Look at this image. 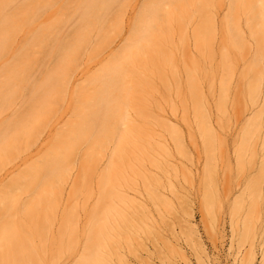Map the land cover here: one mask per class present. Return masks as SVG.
Returning a JSON list of instances; mask_svg holds the SVG:
<instances>
[{
    "label": "rangeland",
    "instance_id": "rangeland-1",
    "mask_svg": "<svg viewBox=\"0 0 264 264\" xmlns=\"http://www.w3.org/2000/svg\"><path fill=\"white\" fill-rule=\"evenodd\" d=\"M76 1L0 0V225L8 228L13 222L18 230L12 229L30 241L35 251L28 264H80L89 249L96 254L95 248L98 257L86 263L106 264L107 238L91 245L90 232L106 221L107 139L103 135L93 146L91 140L78 139L64 177L45 186L39 169L59 135L73 121L81 123V111L92 110L94 85L101 83L106 64L117 61L124 63L122 86L115 87L121 90L113 94L120 96L117 117L157 122L146 126L157 158L164 163L173 155L176 160L157 182L175 193L177 203L168 205L172 211L180 216L184 208L188 217V227L179 234L185 240L172 244L180 249L174 251L175 264H197L201 256V264L204 259L205 264H238L236 257L251 248L253 264H264V163L260 154L256 160L251 154L254 146L264 155V0H116L103 13L107 41L101 42L94 29L91 45L66 56L59 70L63 53L57 47L73 40L80 23ZM149 6L157 9L155 35L162 32L171 40L159 46V53L144 47L139 53L154 71L128 67L125 63L137 65V58L120 53L133 29L151 20ZM36 35L43 44L28 45ZM161 39L157 46L166 43ZM118 118L120 131L124 127ZM99 120L96 129L112 123ZM92 128L90 139L97 131ZM166 148L170 154L165 155ZM42 185L50 192L45 200ZM29 208H34L31 219L24 213ZM231 215L241 218L234 237H243L244 246L232 241ZM63 229L72 230L74 239L63 236ZM187 235L199 242L194 244L198 249L190 237L192 246L185 245ZM167 247L162 251L172 260L173 249ZM199 249L204 252L196 253L201 255L197 259Z\"/></svg>",
    "mask_w": 264,
    "mask_h": 264
},
{
    "label": "bare ground",
    "instance_id": "bare-ground-1",
    "mask_svg": "<svg viewBox=\"0 0 264 264\" xmlns=\"http://www.w3.org/2000/svg\"><path fill=\"white\" fill-rule=\"evenodd\" d=\"M115 1L116 0L76 1L77 8L80 9V23L75 29V35L73 37V40L70 42L68 41L64 42L62 40L57 47V53H63L61 62L58 65L59 70H63L65 68L63 60L66 56H70L73 53H78V51H81L83 48H87L88 46L91 45V39H90L91 38L90 36L92 35V34L90 35L91 31L93 33V31L96 30L97 32H99V34H101L100 35V37L102 38L101 42L107 41V39H105L107 33L105 31V19L103 17V13H106V11L110 9V7ZM153 3L154 4L151 3V5H154L157 8V6L155 5V1ZM156 4L158 5V3ZM154 6L152 7L149 6L150 8L149 10L151 12L147 9L149 11V12L147 11L148 15L151 14L150 16L151 20L146 22L144 21L143 24L139 23L140 25H138V27H136V29H133L132 31L133 36L129 44L124 46L123 49H121L120 51V53H128L129 55L131 54L135 55V57L137 58V65L133 61L125 63L130 68L137 69L138 67L139 70L143 69L148 71L150 69L151 71H154L155 68L151 67L150 63L146 62V60L142 56H140L141 54L139 53H142V49L144 48H146L149 53H159V50L161 48L159 46L162 47H164L165 45L168 46V44L171 42L168 35L166 34L163 35L164 37L166 36V39L162 37L163 34L162 32L161 34H159L160 32L158 34L162 37V39L164 38V40H162L160 36L155 35L156 34L155 32L157 31H155L154 27L157 26V24H155L156 15L154 14L156 13L158 8L156 9ZM12 32H13L12 29H10V33ZM154 35L157 37V39L159 37V40L161 39V41L166 43L164 44L159 41L162 45L157 42L158 43L157 46L155 42L157 41V39H155ZM43 42H44L43 38L40 35H36L27 44L30 46L32 45L41 46ZM3 48H4L3 45L0 44V52L3 50ZM95 50H93L94 53ZM161 51L163 53V50ZM123 69H124V63L122 62L117 63V61H115L110 64H106L105 69H103V73H102V81L98 79L99 81H101L100 83L101 86L99 83L98 85L96 83L98 87L96 85H94V87L96 88L93 87L94 93L97 91L96 93L97 95L94 96L95 101L93 108L90 111L93 114H89L90 112L81 111L82 113L80 116V118L82 119V120L80 119L81 123L79 124L78 122V124L76 123L77 125L76 124L73 125V122H75L73 121L70 124L71 126L69 125L70 128H67L68 130L66 131L69 132L68 133L69 135H67L66 132L65 133L67 136L64 135L65 133H62L64 138L60 137L62 136V134L59 135L61 139L59 137L57 138L56 145L54 147L55 150L51 151L53 153V154L51 153L53 156L50 154L51 156L48 157V160L50 157L52 160L50 159L48 161L46 159L44 163H42V165L40 166L41 168L39 170L41 172L40 171L39 172L41 173L42 177L43 175L45 176L43 177L44 179L46 178L45 181L43 182L44 186L46 182H48L49 184L50 181H53L58 178L59 179L63 178L64 169H66L67 166L70 165L71 155H72L71 153H73L76 145L75 142H77L78 139L85 138L87 140H91L90 142L91 145L93 146L94 143L97 144L99 139L105 137L107 139L108 151H107V184H106L107 188H106V200H105L106 221L104 222L103 225H105L106 223L105 226L107 227V229L105 226L101 224L99 225L100 227L99 226L97 227L98 229L94 228V232H92L93 231L92 230L90 232L91 233L90 236L93 235L92 233H94V235L97 234L98 231H100L101 233L98 232V234L95 235L96 237H94L93 235L90 238L91 240L93 239L92 242L88 238L89 243L91 242L90 243L91 245L96 244V242L98 243L102 237L107 238L106 239L107 252L105 251L107 254V255L105 254L106 255L105 258H107L105 260L106 264H133V262L136 264H153L152 262L156 259H159L163 262H166L167 260L168 264H175L177 260H175L174 262V259L177 257V256L175 257V255L178 251L177 249L178 247L177 248L175 247L177 244L178 245L180 244L179 243L180 237H182L180 235L183 234L182 231L184 230L182 229L186 228L184 226L188 225L186 224V222L188 223L187 221L188 217L185 216L186 211L183 210L184 208H180L179 213L182 214L180 216L179 214L177 216L172 211V209L169 206H173L175 204L174 203V200H176L174 198L175 193L172 190L166 189L161 184H157V182L161 179L160 175L168 176V172H169L168 168L174 167L176 165V160L175 158L171 157L173 155L166 156L167 162H164L166 164L165 167L162 166V164L164 163L158 160L157 158L158 150L152 145V142L150 140L149 134L147 133V129H146L147 124L152 125L154 123L157 124V122L144 120L143 118H136L137 120L135 119L125 120L123 118V120H120L122 119V117L120 118L117 117L118 114L117 103H119L120 96L117 97L113 94L115 91L119 89L121 90L122 81H123V77L121 74ZM118 84L119 85L121 84V86L118 87V89L116 90L115 87ZM43 101L44 102L46 101L45 96L43 97ZM117 118L119 119L118 121H120L123 124L124 127L123 130L120 131L117 130L115 126V122ZM97 119L98 120L100 119L99 124H101L100 122L102 121H104V123L106 121H111L112 123L107 122L109 124L106 125L107 130H105L106 128L104 127L105 125L103 126V124L100 126L101 129L100 128L96 129L93 127V124L97 123L98 121ZM112 119L114 122L112 121ZM159 125L161 126V123H159ZM90 127L91 128L93 127L92 129H96L97 131L100 129L101 131V132L99 131L97 132L94 130V133L96 132L97 134L96 133L93 134L95 138L92 136V139L90 138L93 133V130H91ZM102 130L103 131L105 130V132H103ZM89 131H91V133ZM190 132L191 131L188 130L189 135L192 134ZM101 133L103 134L100 135ZM161 141L163 143L165 142V140H161ZM252 149L253 151L251 154H253V158L255 157L256 160L257 156L260 154L261 161L262 163H264L263 151L255 150L254 146L252 147ZM262 149H264V147ZM164 153L165 155L170 154L168 148L164 150ZM262 171L264 170L262 169ZM43 185H42L43 188H41V192L47 191V193H45V195L44 194L41 195V198L42 200H45V198L48 199L47 197L49 196L50 192L48 193L49 190L46 189ZM8 208H10V206ZM31 209L33 211L34 208ZM31 209L29 208L28 211L26 210L27 212L26 211L24 212L26 216L28 215L27 218L29 219H31L29 217ZM183 212L185 213L183 214ZM33 215L34 214H32V216ZM167 218H169L168 222L166 220ZM237 220L241 221V218L239 217V219H237L232 215L229 218L230 226L233 229L231 234L232 241H237L238 246H244L246 241L243 239V237H238V238L234 237L235 236L234 231H236L239 228V222ZM100 222H102L101 219L97 220L98 224ZM2 223L3 225H5L4 221ZM10 224L12 225L10 226ZM13 224H14L13 222H9L8 228H7L8 224H6L4 228L2 227V225H0V249H2L0 250V257H1L0 264H4V262L5 263L7 262L6 264H11V263L28 264L33 259L32 252L35 250H33L34 249L33 247L31 249V245L29 247L28 244H30V241L28 242L27 239L21 238L22 236L21 237L19 236V232L16 231L18 229ZM244 225L246 224L244 223ZM12 227H15L16 230L14 228L12 229ZM104 227H105V231H103ZM177 229H179V231H177ZM63 230L65 231V232L63 231L62 233L63 236H67L70 240L74 239L73 233H71L72 230L69 229H63ZM188 231H186V233ZM191 231H193V229ZM191 231H189L190 234L192 233ZM186 233H184V235H186ZM194 233L195 232H193L192 235H194ZM218 233H219L218 236L222 235V232L221 231L219 232L217 229V234ZM188 237L190 236L187 235V241L185 242L183 240L182 241L184 243L189 242L186 243L185 245L189 244V248H190L191 242L190 240L188 241V239H190L191 237L190 238ZM16 238H18L20 241ZM169 238L173 239V241H171V239ZM21 239L24 242H22ZM94 239L95 242H93ZM182 239L184 238L182 237ZM192 240L194 239L191 238V241ZM18 242H20L21 244ZM192 242L193 245L199 244L198 241H196V243H194L195 241ZM15 243L17 244L15 245ZM167 243L170 246L169 247L170 250L173 249L172 250L173 252L176 250V253L174 252V254L173 253L171 254L172 260L166 259V256L164 255V251H162L163 248L165 247H166L165 249L168 248ZM19 244L21 246L22 245L24 246L21 247ZM196 245L194 246L191 245V246L195 248ZM200 245L198 246L199 248L202 246ZM249 245L252 246L251 243ZM62 247L63 246L60 244V246H58L57 248L59 249V251H63ZM95 247L96 246L94 245V248ZM19 248L24 250H21ZM5 249L6 252H4ZM8 250H10L9 253L13 252L14 255L11 253L9 254ZM91 250L89 249L88 251V253L90 252L89 256L88 255L87 257L84 256L85 258L82 259L80 264H87L88 263L87 261H89V263H92L93 260L98 257L97 254L99 251L95 248L96 254H94L95 252L92 253L95 255L94 257L91 254ZM245 250L244 252L242 251L243 252L242 255L240 254L241 257L238 255L240 258H238V256L236 257L239 260L238 264H253V255H254L253 249L251 248L248 249L247 251ZM19 251H21V253ZM199 251L201 252L202 250L199 249L198 252L195 251V253L193 251L194 255H196V253L199 254L200 253ZM3 252L4 254L8 253L7 255L8 257L6 256L7 257L6 259L4 257L5 255L3 254ZM16 252L18 254H15ZM181 252L179 256L182 254ZM203 252L204 250L201 253ZM22 253L25 255H23ZM19 254H22L20 255L21 257H19ZM130 255H132V257H129ZM90 256H92V259L93 258L94 259L92 260ZM181 256L179 259L182 258ZM198 256L200 257L201 255ZM198 256L197 259H199ZM27 257L30 259H28ZM201 258L202 256L200 257V259ZM151 259L153 260L152 262L150 261ZM200 259L197 261L200 262ZM27 260H29V262ZM204 260H202L203 261L202 264H205ZM16 261H18V263ZM199 262H197V264ZM199 264H201V262Z\"/></svg>",
    "mask_w": 264,
    "mask_h": 264
}]
</instances>
